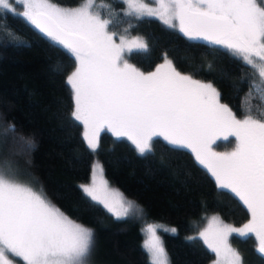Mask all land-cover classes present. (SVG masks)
I'll list each match as a JSON object with an SVG mask.
<instances>
[{"label": "snow or ice", "instance_id": "obj_1", "mask_svg": "<svg viewBox=\"0 0 264 264\" xmlns=\"http://www.w3.org/2000/svg\"><path fill=\"white\" fill-rule=\"evenodd\" d=\"M120 2L127 5L125 16L137 21L155 17L168 28H178L188 40L219 46L254 69L258 80L251 82L241 100L243 118L220 102L221 93L212 83L177 70L167 54L152 72L144 73L129 64L124 53L146 51L148 45L141 37L128 43L120 36L116 43V34L108 30L114 20L101 18L94 11V0H82L76 7L51 0H0V13L5 19L8 13L19 17L74 58L75 68L65 80L73 101L71 118L83 125V138L91 151L98 148L104 128L118 139L126 137L140 156L153 153L154 138H162L169 150L190 149L218 189L228 190L250 216L240 228L214 216L211 240L206 229L186 237L188 241L203 239L212 251L219 253L223 248L231 254L233 264H242L228 238L252 235L257 240L256 251L264 256V6L257 0H153L155 7L143 0ZM14 3L23 11L17 12ZM132 27L129 24L124 31ZM0 37V45L27 44L6 23L0 25ZM256 99L259 105H253ZM223 132L234 135L236 144L231 152L218 153L210 145ZM9 133H16L14 124L4 129L5 135ZM13 141L19 143L20 151L11 152L12 156L35 147L23 135H13ZM96 167L93 186H79L85 198L102 204L117 220L143 215L139 205L118 191L111 200L96 195ZM23 175L9 160L0 158V264H13L10 256L22 258L25 264H88L95 251L94 230L70 219L42 190L24 182ZM158 228L163 226L147 224L143 246L150 264H171ZM163 231L176 234L177 229Z\"/></svg>", "mask_w": 264, "mask_h": 264}, {"label": "trees", "instance_id": "obj_2", "mask_svg": "<svg viewBox=\"0 0 264 264\" xmlns=\"http://www.w3.org/2000/svg\"><path fill=\"white\" fill-rule=\"evenodd\" d=\"M51 1L65 7L82 2ZM96 1L103 5L95 6L94 11L104 19L114 20L110 32L118 36L139 35L146 40L148 49L128 53V63L148 72L167 54L177 70L212 83L221 93L220 102L243 118L241 100L249 92L251 82L258 80L254 69L219 46L188 40L155 17L137 21L125 16L126 6L120 0ZM5 23L27 44L0 45V158L25 173L21 179L35 190H42L70 219L94 230L96 243L91 264H150L142 243L141 220L134 216L117 220L82 193L79 186L87 182L95 159L101 162L107 181L143 209L141 219L176 227V234H161L171 264H209L214 254L203 240L191 242L186 237L196 235L206 213H217L234 226L248 222L250 216L242 203L228 190L218 189L214 178L189 149L169 150L162 138H154L152 154L140 156L129 141L114 138L106 130L99 134L96 151H91L83 139L82 124L71 118L73 101L65 80L75 68L74 58L19 17L8 13L5 19L0 13V25ZM129 24L134 27L126 33ZM252 103L259 105L260 101ZM8 124L16 126L15 134H4ZM13 135L30 138L34 149L10 155L20 151ZM214 144L228 149L235 143L234 138H229ZM230 239L242 264H264V256L256 251L254 236L241 239L232 235Z\"/></svg>", "mask_w": 264, "mask_h": 264}, {"label": "rangeland", "instance_id": "obj_3", "mask_svg": "<svg viewBox=\"0 0 264 264\" xmlns=\"http://www.w3.org/2000/svg\"><path fill=\"white\" fill-rule=\"evenodd\" d=\"M52 2V1H51ZM143 2L144 3H146V4H148L150 7H155L156 5L153 3V0H143ZM257 2L258 3H261L262 4V6H264V0H257ZM52 3H54V2H52ZM94 3H95V6H102L103 5V3H101V2H97L96 0H94ZM58 4V3H57ZM58 5H60V4H58ZM60 6H62V5H60ZM125 6H126V8H127V5L125 4ZM14 7L16 8V11L17 12H22L23 11V7L22 6H20L19 4H17V3H14ZM63 7H65V6H63ZM68 7H70V6H68ZM74 7H76V6H74ZM102 18V17H101ZM154 18V17H153ZM104 19V18H103ZM176 30V29H175ZM177 30L179 31V29L177 28ZM110 32V31H109ZM180 32V31H179ZM113 33V32H112ZM181 33V32H180ZM119 37L120 36H118V35H116V37H115V39H116V43H120V39H119ZM126 37V41L128 42V43H130L131 41H132V39L133 38H135V37H141V36H139V35H133L132 37H129V36H125ZM142 39H143V37H141ZM143 41L146 43V40H144L143 39ZM135 50V49H134ZM133 50V51H134ZM129 52H125L124 53V59H126V55L128 54ZM164 61L162 60V62L161 63H159V64H162ZM130 64V63H129ZM158 64V65H159ZM156 69V68H155ZM155 69H153V70H151V71H148V72H152V71H155ZM148 72H144V73H148ZM257 78H258V76H257ZM204 83H206V82H204ZM83 126V125H82ZM108 131L114 138H116L112 133H111V131H109L107 128H104V129H102L101 130V132L102 131ZM83 132H84V130H83ZM225 136H227V139H229V138H234V143L236 144V139H235V136L234 135H229L227 132H223V133H221V134H219V137L218 138H214V141H213V143L210 145V147H211V149L213 150V151H215V152H218V153H225V152H231L233 149H234V147H235V144H234V146L232 147V148H224V149H222V148H219V147H217L214 143L215 142H217V141H219V140H221V141H224V140H227V139H225L224 137ZM84 139V138H83ZM121 139H124V140H126L127 142H128V140H127V138L126 137H121ZM99 140V139H98ZM130 142V141H129ZM131 143V142H130ZM132 145V144H131ZM133 146V145H132ZM134 147V146H133ZM190 150V149H189ZM191 151V150H190ZM96 165H98V167H96L95 168V185H94V187H95V193H96V195H98V196H100L102 199L103 198H105V197H107V198H109L110 200L112 199V193L114 192V191H118L119 193H122L123 194V192L122 191H120V190H118L115 186H113L110 182H109V180L107 181V179H106V177H105V175H104V170L102 169V164H101V162L99 161V160H97V159H95L94 161H93V163H92V166H91V173H90V176H89V178H88V180H87V182L86 183H82L81 185H89V186H93V169H94V166H96ZM103 181H106V184H104V183H102ZM123 196L124 197H126L128 200H131V201H134L132 198H128L127 196H125L124 194H123ZM135 202V201H134ZM135 204H136V202H135ZM102 205V204H101ZM137 205V204H136ZM103 206V205H102ZM107 211V210H106ZM108 212V211H107ZM131 216H134V217H136L138 220L140 219L141 220V232L143 233V240H142V243H143V245H144V241L148 238V233L146 232V231H143V229H145L146 228V226H147V224H149V223H151V222H148V221H144L143 219H141L140 217H141V215H130L129 217H131ZM214 216H217V217H219V215L216 213H206L205 215H203V217H202V219H203V222H202V225L199 227V229H198V231H197V233H196V235H194V236H198V234L201 232V231H204V230H206V229H208L209 230V240H211L212 239V230L216 227V224L213 222V220H212V217H214ZM219 219L221 220V221H223L220 217H219ZM223 223H225L224 221H223ZM247 223V222H246ZM152 224H156V225H161V226H163V228H168V229H171V228H175L176 229V227L175 226H172V225H170V224H167V223H165V222H159V221H153V223ZM225 224H228V225H231V224H229V223H225ZM245 224V223H244ZM244 224H242V225H238V226H234V225H231V226H233V227H236V228H240V227H242ZM163 228H158V230H157V235L158 236H160V238H161V234L162 233H164L165 231H163ZM170 233V232H169ZM232 235H234V236H236V234H232ZM231 235V236H232ZM231 236H229V238H228V245L231 247V249H233V250H235V251H237L234 247H233V245H232V243H231V239H230V237ZM254 238H255V236H254ZM201 240H203V239H201ZM204 242V241H203ZM204 244H205V242H204ZM206 245V244H205ZM144 247V246H143ZM206 247H207V245H206ZM208 248V247H207ZM209 249V248H208ZM146 250V249H145ZM210 251H212L211 249H209ZM146 252H147V250H146ZM213 252V254H214V259H212L211 260V262L209 263V264H233V261H232V256H231V254L228 252V251H226L225 249H223V248H221V250H220V252L219 253H216V252H214V251H212ZM148 253V252H147ZM149 254V253H148ZM10 259H13V264H25V262L22 260V258H17V257H14V256H10L9 257ZM149 260H150V257H149ZM91 259L89 260V262H88V264H91Z\"/></svg>", "mask_w": 264, "mask_h": 264}, {"label": "water", "instance_id": "obj_4", "mask_svg": "<svg viewBox=\"0 0 264 264\" xmlns=\"http://www.w3.org/2000/svg\"><path fill=\"white\" fill-rule=\"evenodd\" d=\"M201 41H203V40H201ZM203 42H206V41H203ZM207 43V42H206Z\"/></svg>", "mask_w": 264, "mask_h": 264}]
</instances>
